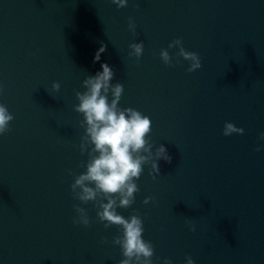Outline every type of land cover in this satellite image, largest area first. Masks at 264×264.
<instances>
[{
	"label": "water",
	"instance_id": "water-1",
	"mask_svg": "<svg viewBox=\"0 0 264 264\" xmlns=\"http://www.w3.org/2000/svg\"><path fill=\"white\" fill-rule=\"evenodd\" d=\"M176 38L201 68L187 71L178 47L161 60ZM141 41L137 60L129 45ZM104 62L124 85L119 105L147 115L150 142L172 157L156 179L144 165L135 202L117 208L143 219L153 264H264V0H0V103L14 116L0 135V264L123 259L119 226L74 199L69 174L88 159L75 93ZM226 121L243 134L225 136ZM75 204L89 226L73 223Z\"/></svg>",
	"mask_w": 264,
	"mask_h": 264
},
{
	"label": "clouds",
	"instance_id": "clouds-1",
	"mask_svg": "<svg viewBox=\"0 0 264 264\" xmlns=\"http://www.w3.org/2000/svg\"><path fill=\"white\" fill-rule=\"evenodd\" d=\"M112 3L117 7H124L128 0H112ZM128 26L129 30L135 32L136 26L132 18H129ZM129 47L132 51L128 55L138 60L143 53V42H133ZM173 47L179 49L175 54L177 57L190 62L187 71L192 72L202 67L200 56L186 50L181 38L169 43L167 49L160 50L159 56L165 64L171 65L173 62L168 50ZM105 50L106 45L101 43L93 57L94 63L100 61L101 53ZM101 69L94 75L86 76L82 81L85 90L75 93L79 103L73 107L82 114L80 126L84 128L79 150L81 154L87 152L88 159L80 164L85 171L76 174L69 170V174L74 176L72 194L82 204L93 202L97 209L96 215L99 221L104 222L105 228L119 226L120 234L111 241L121 249L123 259L118 264H153L154 247L151 241L143 238V219L135 212L126 218L117 212V208H128L135 202V193L139 191L135 181L143 173L144 165H150L149 175L156 179L160 175L158 161L171 163L172 157L165 145L160 144L154 148L150 142L152 122L147 115L132 107L122 108L119 105L124 85L120 82L112 83L114 72L109 64L101 63ZM52 88L58 91L60 83L53 82ZM13 119L7 106L0 103V135L10 131ZM243 132V128L232 122L226 121L224 124L225 136ZM260 139L264 140V132L260 133ZM261 147L264 145L257 146L256 150L260 151ZM153 199L146 196L143 203L148 204ZM73 207L76 212L73 223L89 226L88 210L81 207V204ZM189 226L191 231H195L194 224L189 222ZM163 264H172V261L164 258ZM185 264H194L191 256L186 258Z\"/></svg>",
	"mask_w": 264,
	"mask_h": 264
}]
</instances>
